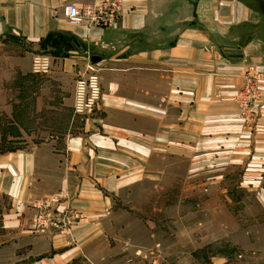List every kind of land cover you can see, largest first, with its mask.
Listing matches in <instances>:
<instances>
[{"label":"crops","instance_id":"1","mask_svg":"<svg viewBox=\"0 0 264 264\" xmlns=\"http://www.w3.org/2000/svg\"><path fill=\"white\" fill-rule=\"evenodd\" d=\"M102 1L0 0V39H75L82 54L62 58L65 72L77 78L85 55L97 56L101 87L99 117L68 138L66 156L48 144L0 156L5 264H90L107 195L153 185L172 160L241 166L243 186L264 207V80L252 120L238 103L248 67L264 74V0H120L111 28L71 26L63 14L66 4ZM42 199L67 217L45 231L34 222Z\"/></svg>","mask_w":264,"mask_h":264},{"label":"rangeland","instance_id":"2","mask_svg":"<svg viewBox=\"0 0 264 264\" xmlns=\"http://www.w3.org/2000/svg\"><path fill=\"white\" fill-rule=\"evenodd\" d=\"M51 42L0 39V156L46 144L66 156L68 138L100 115L99 104L95 113L75 114L74 87L86 68L76 78L61 60L82 51L74 42L62 48ZM44 59L49 71L39 73ZM83 62L93 63L90 55ZM168 170L154 188L144 182L107 195L112 208L104 235L91 241L92 264H264V207L243 186L241 166L196 169L187 159L172 160ZM9 207L0 197V232Z\"/></svg>","mask_w":264,"mask_h":264},{"label":"built area","instance_id":"3","mask_svg":"<svg viewBox=\"0 0 264 264\" xmlns=\"http://www.w3.org/2000/svg\"><path fill=\"white\" fill-rule=\"evenodd\" d=\"M122 12L120 0H103L97 4L78 6L66 4L63 7V14L71 26H83L87 28L102 27L111 28L114 26ZM39 73L49 71V61L44 59L37 61ZM99 64L90 63L86 70L79 76L75 86L74 110L77 115H88L94 112L101 100V87L97 75ZM264 80V74L254 66H249L245 76V86L241 90L238 103L240 113L247 121L252 120L254 107L259 102L258 86ZM54 199H42L35 204L37 214L34 222L40 231L47 230L57 216V208L54 207ZM63 219L67 218L61 216ZM55 219V220H54Z\"/></svg>","mask_w":264,"mask_h":264},{"label":"trees","instance_id":"4","mask_svg":"<svg viewBox=\"0 0 264 264\" xmlns=\"http://www.w3.org/2000/svg\"><path fill=\"white\" fill-rule=\"evenodd\" d=\"M60 39H62L63 40V42L62 43H58L56 40H60ZM74 40L75 39H69V38H66V37H64V36H61V35H55V34H52V35H50V36H48L45 40H44V45L46 46V45H48V43H50V41H52L51 42V44L53 45V46H55V48H62V47H68V45H69V43H73L74 42ZM59 50V49H58Z\"/></svg>","mask_w":264,"mask_h":264},{"label":"water","instance_id":"5","mask_svg":"<svg viewBox=\"0 0 264 264\" xmlns=\"http://www.w3.org/2000/svg\"><path fill=\"white\" fill-rule=\"evenodd\" d=\"M74 43L77 45V47L79 48V50H82V46L80 45V43L77 41V40H74ZM231 52L235 53V54H239L237 50H232ZM91 61L94 63V64H98L99 61H100V58L97 57V56H93L91 57Z\"/></svg>","mask_w":264,"mask_h":264}]
</instances>
